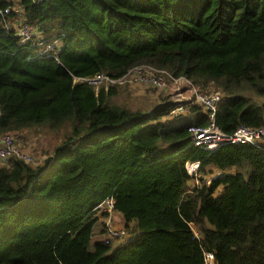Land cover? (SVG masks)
<instances>
[{
    "label": "trees",
    "instance_id": "1",
    "mask_svg": "<svg viewBox=\"0 0 264 264\" xmlns=\"http://www.w3.org/2000/svg\"><path fill=\"white\" fill-rule=\"evenodd\" d=\"M13 5L0 0V136L70 130L42 164L0 159V264H264V142L209 153L191 145L201 107L170 118L177 100L131 109L75 81L153 67L221 93L224 133L264 128V0H19L58 60L8 30ZM187 161L221 175L193 187ZM109 198L132 240L92 244Z\"/></svg>",
    "mask_w": 264,
    "mask_h": 264
},
{
    "label": "built area",
    "instance_id": "2",
    "mask_svg": "<svg viewBox=\"0 0 264 264\" xmlns=\"http://www.w3.org/2000/svg\"><path fill=\"white\" fill-rule=\"evenodd\" d=\"M12 13L17 15L18 24L13 26L11 25V22H9L7 24L8 30L15 29L22 44L28 42L32 43L33 46L43 49L41 54L57 59L56 57L60 51L61 43L59 41L50 42L39 38L35 29L31 25L23 22L24 14L22 13V9L16 4L5 11H2V14ZM77 80L88 83L97 89L100 88L98 86L101 83H105V85L123 83L144 84L154 89H163L166 87L168 80L176 85L177 101L180 103L176 108L171 110L169 115L170 118L187 116L190 111V106L201 107L202 111L209 117L210 123L206 127L195 126L190 129L193 146L202 148L209 153H214L219 147L225 144L249 143L254 146H259L264 142V128L242 127L236 130L232 135L224 133L215 123L218 107L223 100V95L221 93H204L188 80L174 79L167 71H161L153 67L145 66L137 67L129 71L128 74L120 79H114L107 74H99L89 78H78ZM184 87L187 89V92H183ZM25 144V139L19 134L7 133L0 136V159L7 161L8 159L14 158L23 160L26 163H33L34 160L24 149ZM200 163V161H187L185 164L188 174L192 180L196 181V184L193 187L202 186L200 184L202 176H200V173H197ZM217 175H221V173H214V178ZM214 178L210 179V181L213 182ZM188 192H191V190ZM99 209L100 222H103L105 225L104 240L107 244H110L117 239H126L129 237L128 231L125 227L118 226L121 228H117V225L113 222L116 213L115 201L113 198L104 201L99 206ZM204 259L205 264H215L214 255L211 253H205Z\"/></svg>",
    "mask_w": 264,
    "mask_h": 264
},
{
    "label": "rangeland",
    "instance_id": "3",
    "mask_svg": "<svg viewBox=\"0 0 264 264\" xmlns=\"http://www.w3.org/2000/svg\"><path fill=\"white\" fill-rule=\"evenodd\" d=\"M8 1H12L16 5L18 4V0H8ZM75 81L80 82L77 79ZM98 87L115 88L117 92L116 95L112 97V101L118 105L128 107L131 109L141 108L147 110L164 101L178 100L176 93V85L168 80L166 87L163 89H154L144 84H130V83L115 84V85H105V83H101ZM212 93H216V92L212 90L208 94H212ZM69 130L70 128L66 126L59 131H53L48 128H39V129L34 128L32 130L27 131L24 135L26 137L25 139L27 143V145L25 144L26 145L25 150L34 160L33 162L34 165L42 164L46 159L52 156L55 149L58 146H60L62 142L65 140ZM191 145H192V140H191ZM2 165L4 164L1 162L0 166ZM200 169H201V163L197 173H201ZM214 173H218V170L216 171L214 170L213 172H210L207 175L204 174L203 176H206L205 182L204 180H201L200 184L202 186L204 185L210 186L212 184V181H210V179L214 178ZM195 184L196 181L191 180V185L195 186ZM113 222L115 224V217ZM99 226L100 227L98 228V224L95 225L96 233H98L100 230L101 231L103 230L104 237H101V235L97 234L95 237H93L92 244L95 241L100 240L101 238L102 239L105 238L104 223L100 222ZM117 228H121V227L117 226ZM130 240H132L131 237H128L126 239L122 238V239H117L114 243L115 245L123 244L129 242Z\"/></svg>",
    "mask_w": 264,
    "mask_h": 264
},
{
    "label": "crops",
    "instance_id": "4",
    "mask_svg": "<svg viewBox=\"0 0 264 264\" xmlns=\"http://www.w3.org/2000/svg\"><path fill=\"white\" fill-rule=\"evenodd\" d=\"M19 1V0H18ZM1 163V162H0ZM3 163V162H2ZM4 164V163H3ZM115 217V224L117 226H121V227H125V224H124V221H123V218H122V215L119 214V213H115L114 215ZM101 237H104L103 235H101ZM102 239V238H101Z\"/></svg>",
    "mask_w": 264,
    "mask_h": 264
}]
</instances>
